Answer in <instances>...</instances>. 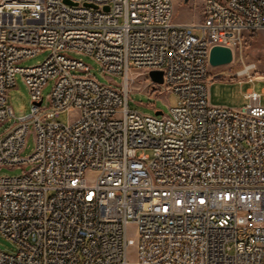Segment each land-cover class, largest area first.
<instances>
[{
    "label": "built area",
    "instance_id": "built-area-1",
    "mask_svg": "<svg viewBox=\"0 0 264 264\" xmlns=\"http://www.w3.org/2000/svg\"><path fill=\"white\" fill-rule=\"evenodd\" d=\"M203 15L174 22L172 0H0V127L10 122L0 167L28 166L0 177V233L16 246L0 250V264H129L131 246L135 264H264L261 96L248 89L233 109L212 105L207 89L211 48L233 51L243 31L264 28V0H205ZM68 51L121 84L100 83ZM17 73L31 109L12 121ZM139 75L176 95L167 114L128 108ZM68 108L75 117L58 121Z\"/></svg>",
    "mask_w": 264,
    "mask_h": 264
},
{
    "label": "rangeland",
    "instance_id": "rangeland-1",
    "mask_svg": "<svg viewBox=\"0 0 264 264\" xmlns=\"http://www.w3.org/2000/svg\"><path fill=\"white\" fill-rule=\"evenodd\" d=\"M205 0H172L173 21L174 22H200L203 20V7ZM240 43L233 48V58L231 62L219 66L209 65L208 67V95L209 101L215 106L242 109L247 105L245 93L248 89H253L260 93V102L264 106V28L259 30H248L241 33ZM68 55L81 59L89 67V73L100 83L110 84L115 82L121 84L120 76L106 74L98 63L90 56L73 51H68ZM48 54V51H41L39 54L28 57L20 61L19 65L26 67L37 64ZM251 66V67H248ZM53 86V79H49L41 90L43 105L49 104V93ZM151 88L147 79L143 75L134 77L130 82V94L128 108L143 114L155 115L156 110L168 113V107L176 103V95L165 92L161 85ZM8 105L12 108L15 118L26 115L31 109V100L28 88L20 73L16 74L15 86L7 93ZM75 117V110L68 108L61 111L57 120L62 123H69ZM10 122H5L0 127V132L4 126ZM34 148L32 131L26 138L25 147L21 155L28 156ZM28 166H1L0 177L18 176L27 170ZM128 235L135 237L133 225L128 227ZM16 249L15 244L0 233V250L11 252ZM127 261L135 264L137 260V250L135 246L128 248Z\"/></svg>",
    "mask_w": 264,
    "mask_h": 264
},
{
    "label": "water",
    "instance_id": "water-1",
    "mask_svg": "<svg viewBox=\"0 0 264 264\" xmlns=\"http://www.w3.org/2000/svg\"><path fill=\"white\" fill-rule=\"evenodd\" d=\"M68 2V0H65ZM188 0H183L186 3ZM91 6L90 4H86ZM233 58V52L231 48L226 46H213L209 53V63L212 66H219L231 62ZM149 76L151 80L155 83H162V71L160 70H150ZM162 111L156 110L155 115H161Z\"/></svg>",
    "mask_w": 264,
    "mask_h": 264
},
{
    "label": "bare ground",
    "instance_id": "bare-ground-1",
    "mask_svg": "<svg viewBox=\"0 0 264 264\" xmlns=\"http://www.w3.org/2000/svg\"><path fill=\"white\" fill-rule=\"evenodd\" d=\"M148 43H155V35H148ZM130 55H139V47H131ZM78 76H85V69H78ZM102 184H109V177H102Z\"/></svg>",
    "mask_w": 264,
    "mask_h": 264
},
{
    "label": "crops",
    "instance_id": "crops-1",
    "mask_svg": "<svg viewBox=\"0 0 264 264\" xmlns=\"http://www.w3.org/2000/svg\"><path fill=\"white\" fill-rule=\"evenodd\" d=\"M185 23H194V22H185Z\"/></svg>",
    "mask_w": 264,
    "mask_h": 264
}]
</instances>
